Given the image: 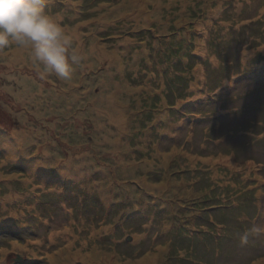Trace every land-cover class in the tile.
I'll use <instances>...</instances> for the list:
<instances>
[{"label":"rangeland","instance_id":"obj_1","mask_svg":"<svg viewBox=\"0 0 264 264\" xmlns=\"http://www.w3.org/2000/svg\"><path fill=\"white\" fill-rule=\"evenodd\" d=\"M41 7L77 63L0 49V264H264V0Z\"/></svg>","mask_w":264,"mask_h":264},{"label":"clouds","instance_id":"obj_2","mask_svg":"<svg viewBox=\"0 0 264 264\" xmlns=\"http://www.w3.org/2000/svg\"><path fill=\"white\" fill-rule=\"evenodd\" d=\"M59 20L43 10L41 0H0V49L10 43L28 48L34 63L70 81L77 58L69 59L70 41Z\"/></svg>","mask_w":264,"mask_h":264},{"label":"bare ground","instance_id":"obj_3","mask_svg":"<svg viewBox=\"0 0 264 264\" xmlns=\"http://www.w3.org/2000/svg\"><path fill=\"white\" fill-rule=\"evenodd\" d=\"M17 52H19V51H18V50L15 51V53H17ZM16 57H17V56H16L15 54H13L12 57H10V58H11V61H12V62H16ZM64 167H65V169L67 168V166H64Z\"/></svg>","mask_w":264,"mask_h":264},{"label":"water","instance_id":"obj_4","mask_svg":"<svg viewBox=\"0 0 264 264\" xmlns=\"http://www.w3.org/2000/svg\"><path fill=\"white\" fill-rule=\"evenodd\" d=\"M19 258H18V260L20 259V256H18Z\"/></svg>","mask_w":264,"mask_h":264},{"label":"trees","instance_id":"obj_5","mask_svg":"<svg viewBox=\"0 0 264 264\" xmlns=\"http://www.w3.org/2000/svg\"><path fill=\"white\" fill-rule=\"evenodd\" d=\"M223 207H227V206H223Z\"/></svg>","mask_w":264,"mask_h":264}]
</instances>
